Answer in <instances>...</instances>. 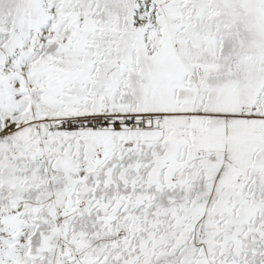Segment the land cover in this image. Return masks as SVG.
<instances>
[{"label":"snow or ice","instance_id":"1","mask_svg":"<svg viewBox=\"0 0 264 264\" xmlns=\"http://www.w3.org/2000/svg\"><path fill=\"white\" fill-rule=\"evenodd\" d=\"M0 264H264V0H0Z\"/></svg>","mask_w":264,"mask_h":264}]
</instances>
